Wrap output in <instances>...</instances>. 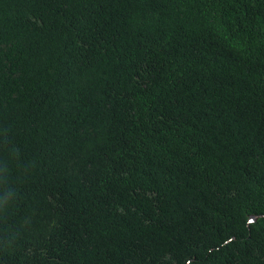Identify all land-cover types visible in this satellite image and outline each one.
Instances as JSON below:
<instances>
[{"label":"trees","instance_id":"trees-1","mask_svg":"<svg viewBox=\"0 0 264 264\" xmlns=\"http://www.w3.org/2000/svg\"><path fill=\"white\" fill-rule=\"evenodd\" d=\"M0 264H264V0H0Z\"/></svg>","mask_w":264,"mask_h":264}]
</instances>
